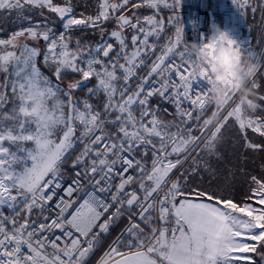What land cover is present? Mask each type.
Instances as JSON below:
<instances>
[{"label": "snow or ice", "instance_id": "snow-or-ice-1", "mask_svg": "<svg viewBox=\"0 0 264 264\" xmlns=\"http://www.w3.org/2000/svg\"><path fill=\"white\" fill-rule=\"evenodd\" d=\"M232 2L264 32V0ZM180 5L0 0V19L19 23L0 38V264H88L122 221L96 264L264 262V163L236 200L206 159L230 122L245 152L264 153V47L225 32L259 106L229 72L218 107L207 41L193 51L180 17L162 15Z\"/></svg>", "mask_w": 264, "mask_h": 264}, {"label": "trees", "instance_id": "trees-1", "mask_svg": "<svg viewBox=\"0 0 264 264\" xmlns=\"http://www.w3.org/2000/svg\"><path fill=\"white\" fill-rule=\"evenodd\" d=\"M80 2L83 3V0H80ZM87 2L89 4H94V0H87ZM81 10L84 9L78 8V11ZM88 11H92V8H89ZM250 22L251 24L254 23L253 20H250ZM253 33L255 37L254 47L258 48L259 45L256 44V41L257 39H262L264 32H260L258 28H253ZM259 82L262 85L260 91L264 92V77L260 78ZM80 95H84V93L81 92ZM261 114L264 113H258V115ZM249 135H251V133H249ZM242 143L243 141L240 139L238 132L235 127L231 126L230 122V126L226 127L223 131V140L217 149L220 153V158H207L206 154H201L208 159V163H210L217 174L215 179L212 180V186L217 187L228 184L236 200L242 199L247 191V176L249 174H261L260 166L264 163V153L253 154L251 152H245L241 147ZM203 176V183L207 186L209 177L207 173H204ZM124 223H126V221H122L115 227L112 231V235L103 241V246L91 257L90 264H93L94 261L99 259L112 239H114L123 228Z\"/></svg>", "mask_w": 264, "mask_h": 264}, {"label": "built area", "instance_id": "built-area-1", "mask_svg": "<svg viewBox=\"0 0 264 264\" xmlns=\"http://www.w3.org/2000/svg\"><path fill=\"white\" fill-rule=\"evenodd\" d=\"M181 4L184 10L186 41L200 44L201 36H203L204 42H206L211 32L210 26L214 24L239 42L245 43L252 40L254 46L253 30L251 33L248 30V24L251 25L252 18L249 16L247 21L232 0H183ZM261 40L260 47H264V35ZM202 86H204L203 81L193 83V88L196 91L201 90ZM158 102L161 103L163 109H167L168 113L174 112L172 105L157 100L153 101V103ZM162 115L167 120L173 119L172 115L164 113Z\"/></svg>", "mask_w": 264, "mask_h": 264}, {"label": "clouds", "instance_id": "clouds-1", "mask_svg": "<svg viewBox=\"0 0 264 264\" xmlns=\"http://www.w3.org/2000/svg\"><path fill=\"white\" fill-rule=\"evenodd\" d=\"M211 32L207 38L208 46L214 55V61L212 63V70L214 75L211 80L213 95L208 96V100L217 105H222L224 97L228 89L225 87V83L228 80V74L231 73V77L236 85H238L240 99L244 100L247 106V110L250 112H256L259 101L257 95L253 89L245 87L246 79L250 78V74L242 70L241 66L236 64V53L233 49L225 44V32L217 25H211ZM187 46L193 51L199 52L200 45L196 42L187 41ZM218 115L209 116L204 122V126H210L218 121ZM220 138H216V143H221ZM215 155L213 149L210 153Z\"/></svg>", "mask_w": 264, "mask_h": 264}, {"label": "rangeland", "instance_id": "rangeland-1", "mask_svg": "<svg viewBox=\"0 0 264 264\" xmlns=\"http://www.w3.org/2000/svg\"><path fill=\"white\" fill-rule=\"evenodd\" d=\"M181 3H183V0H181ZM140 11L144 15L150 14V10H147V9H141ZM3 15L7 16V13H4ZM162 15L164 16L165 21H167V17L170 15H178L180 17V20H181V23L183 26L184 37H185L184 10L182 8V4L180 5L179 9L177 10V12L175 14L170 12L169 10L165 9L163 11ZM14 19H15L14 13L7 20L0 19V38H5L8 34H10L11 31L18 29L19 23H13L12 21ZM257 19H258V17H257ZM109 27H111V25ZM57 30L60 31L61 29H59V27H58ZM171 32H174V28L169 27V34H171ZM77 35H80V33H77ZM89 35H91V34H89ZM92 38L94 39L95 37H92ZM260 41L262 42V40H260ZM161 42H163V41H161ZM260 46H261V43H260L259 47ZM81 96H83V95H81ZM185 167H187V165Z\"/></svg>", "mask_w": 264, "mask_h": 264}, {"label": "crops", "instance_id": "crops-1", "mask_svg": "<svg viewBox=\"0 0 264 264\" xmlns=\"http://www.w3.org/2000/svg\"><path fill=\"white\" fill-rule=\"evenodd\" d=\"M173 131H174V129H173ZM256 259H257L258 261L260 260L259 257H256ZM90 261H91V257L89 258L88 264H90ZM96 261H97V260H96ZM96 261H94L93 264H96ZM262 264H264V262H262Z\"/></svg>", "mask_w": 264, "mask_h": 264}]
</instances>
